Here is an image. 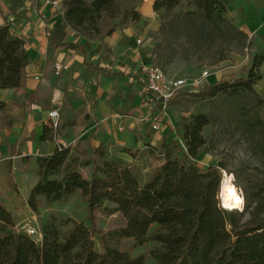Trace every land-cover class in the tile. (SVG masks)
I'll list each match as a JSON object with an SVG mask.
<instances>
[{
    "label": "trees",
    "instance_id": "obj_1",
    "mask_svg": "<svg viewBox=\"0 0 264 264\" xmlns=\"http://www.w3.org/2000/svg\"><path fill=\"white\" fill-rule=\"evenodd\" d=\"M186 1L189 9L179 12L175 9L183 0L154 1V10L162 18L159 33L170 46L172 37L181 35L195 47L202 43L213 49L227 41L250 45L248 34L226 16L222 0ZM63 6L64 20L57 26L60 35L51 38L55 46L80 51L86 56L84 63L92 70L100 71L109 65L111 68L105 72L111 74L116 64L125 69L123 60L113 56L103 41L117 24L111 23L104 33L101 26L123 13L120 0H63ZM67 27L75 30L82 40L63 41ZM90 36H100V43L94 46ZM25 43V38L9 23L0 25L1 88L23 85L29 60ZM95 55L100 56L97 63L88 60ZM154 55L158 56L157 49ZM249 57L245 70L224 74L198 91L182 94L211 105L223 99L225 109L237 114L245 131L264 150V117L256 110L264 98L255 89L263 77L264 48ZM224 59L225 56L219 55L213 64ZM117 74L130 75L145 84L143 75L135 71L122 70ZM250 95L258 103L248 108L246 98ZM9 105L0 100V109ZM212 122L211 115L205 112L182 116L176 124L180 139L169 137L173 135L171 129L163 136L164 162L144 182L136 165L110 157L104 143L92 146L88 156L82 158L72 146L58 142L51 155L37 159L39 180L30 192L28 204L38 213L42 197L47 202H65L80 191L91 227L71 216L62 219L51 214L41 226L42 239L38 241L16 228L12 212L0 202V264H147L150 258L155 260L154 264H264V218L255 216L247 205L245 212L250 210L252 217L242 222L243 213L222 207L220 193L225 164L203 168L198 162L207 144L205 128ZM43 130L44 140L56 141L59 130L48 124ZM123 151L136 156L131 148L125 147ZM89 165L92 176L87 179L80 168ZM96 210L121 212L126 225L100 230L95 224ZM153 224L159 227L150 232ZM96 234L101 235V251L94 241ZM125 238H130L131 243L127 250H121L119 246ZM151 242L158 245H150ZM144 246L145 251L134 253Z\"/></svg>",
    "mask_w": 264,
    "mask_h": 264
},
{
    "label": "crops",
    "instance_id": "obj_2",
    "mask_svg": "<svg viewBox=\"0 0 264 264\" xmlns=\"http://www.w3.org/2000/svg\"><path fill=\"white\" fill-rule=\"evenodd\" d=\"M60 1L63 6V0ZM154 1L120 0L125 14L121 13L113 21L117 24L124 17L126 21L117 25L103 41L126 67L116 64L111 74L105 72L111 68L109 65L100 71L89 69L84 63L86 56L80 51L57 47L51 41L60 35L57 26L64 20V6L55 8L46 0H12L0 12V25L9 23L24 37L29 54L23 85L0 87V100L10 104L0 109V202L12 212L17 225L20 211H30L34 217L28 197L39 180L37 159L51 155L58 142L72 146L75 152L82 146L90 152L92 146L104 143L110 157L116 152L117 158L133 164L134 157L123 148L136 152L148 145L160 146L163 136L175 128L168 116H159L156 111L155 122L160 128L153 130L150 126L151 130H147L150 119L146 117L149 99L146 83L143 85L127 74H117L132 70L142 75L136 69L154 63L151 34L161 24ZM222 1L227 8L226 16L248 34L250 51L242 62H236L227 71L204 78L203 87L206 81L210 84L224 74L245 70L249 56L264 48V0ZM62 37L63 41L82 40L71 27L64 30ZM138 38L144 39V43L138 44ZM99 58L95 55L88 60L97 63ZM57 65L62 69H56ZM261 72L263 77L255 89L264 98V64ZM52 108L60 111L57 141L43 139V128ZM80 172L85 178H91L92 165L81 167ZM41 201L46 200L42 197Z\"/></svg>",
    "mask_w": 264,
    "mask_h": 264
},
{
    "label": "rangeland",
    "instance_id": "obj_3",
    "mask_svg": "<svg viewBox=\"0 0 264 264\" xmlns=\"http://www.w3.org/2000/svg\"><path fill=\"white\" fill-rule=\"evenodd\" d=\"M10 1L12 0H7L6 3H0V12L3 13L4 8L8 7L7 4ZM187 9H189L187 1L183 0L182 4L175 9V12L185 11ZM123 13L125 14L124 11ZM113 20H107L106 23H101L103 33L108 30L111 23H114ZM125 21L126 17L121 18V21L117 25H122ZM160 21H162L161 16ZM90 37L93 43H98L100 40V36ZM186 40L187 38L182 35L179 38L172 37L171 42L173 45L170 46L167 41L163 40L158 29L156 33L151 34L150 48L153 54L157 49L158 56L154 58V63L159 65L167 75L171 77H184L190 83L196 79H200L204 71H208L209 75L227 71L236 62H242L250 51V45H242L238 41H227L223 46L209 49L202 43H199V47H195ZM159 43H161L160 47L157 46ZM219 55L225 56V59L217 64H213L215 58H218ZM209 75L208 77H210ZM144 81L146 83V80ZM205 84H207V81ZM144 87L146 86L144 85ZM202 88L203 86H200L198 90ZM186 91H190L189 86L181 89L170 103L167 116L175 128L171 129L173 130V135L171 134L169 137L177 140L180 139V130L176 124L182 116H188L198 112L210 114L213 122L204 131L207 144L203 147L198 157L200 166L207 168L210 165H216L218 163L225 164L226 170H224L223 174L226 179H223L226 180L229 186L230 195L227 204L223 203V205L231 211L243 213L241 218L242 222L252 217L250 210H254L255 216L264 218V150L260 147L257 139L245 131L244 126L240 124L237 114L232 109H225L223 99H218L213 105L206 104L198 101L194 97L182 94V92ZM246 101L248 108L255 107L257 106L256 103H258L253 95L247 97ZM256 110L261 117H264V103L260 104ZM153 119H155V116L150 118V120ZM152 123L151 121L148 123L147 130H151L150 126ZM79 148L77 152L82 158L88 156V148L84 146ZM135 151L136 156L134 157L135 161L133 164L139 168L141 182H144L148 179L151 172L164 161L162 148L161 145H148V147L136 149ZM115 154L116 152L112 154L113 158H117ZM106 204L113 205L109 202H106ZM247 205L250 206V210L245 212ZM34 213V217L32 218L30 211L18 212L21 219L18 225L16 224V228L26 233H28L27 228L30 226L41 230L42 224L48 220L51 214H56L62 219L71 216L78 221L84 222L88 227H91L90 222L87 220V204L80 191H76L65 202L41 201L38 213ZM126 222L127 220L121 212L110 214L101 210L95 211V224L100 230L108 231L113 228L123 227L126 225ZM158 227V224H153L150 232H153ZM30 236L37 240L36 236ZM100 238V234L94 236L96 247L101 251ZM130 243L131 239L125 238L121 241L119 247L121 250H127ZM150 245H158V243L151 242ZM145 249V246L140 247L134 253H141ZM154 263L155 260L150 258L147 264Z\"/></svg>",
    "mask_w": 264,
    "mask_h": 264
},
{
    "label": "built area",
    "instance_id": "obj_4",
    "mask_svg": "<svg viewBox=\"0 0 264 264\" xmlns=\"http://www.w3.org/2000/svg\"><path fill=\"white\" fill-rule=\"evenodd\" d=\"M5 0H0V3ZM47 3L51 4L55 8H63L60 0H46ZM138 44H143L144 39L138 38ZM56 69H62L61 65H57ZM136 71L141 72L146 80V88L148 91V103L147 107V118H152L158 111L159 116H167L168 110L170 108V103L173 98L180 92L181 89L189 86L194 87L198 90L201 86L202 80L209 75L208 71H204L200 79L194 80V82H189L184 77H171L165 73V71L157 64L152 63L148 65L139 66ZM153 122L151 127L153 130H158L160 128L159 124L155 122V119L150 120ZM47 124L51 126L55 131L60 128V111L58 108H52L49 110ZM58 134L56 136L57 141ZM225 208V207H224ZM227 209V208H225ZM29 235H34L37 240L42 239V232L36 227L27 228Z\"/></svg>",
    "mask_w": 264,
    "mask_h": 264
},
{
    "label": "bare ground",
    "instance_id": "obj_5",
    "mask_svg": "<svg viewBox=\"0 0 264 264\" xmlns=\"http://www.w3.org/2000/svg\"><path fill=\"white\" fill-rule=\"evenodd\" d=\"M225 179H224V182H223V185H222V189H221V200H222L223 203L227 204V201H228V198H229V195H230V189H229V186H228L227 182L225 181Z\"/></svg>",
    "mask_w": 264,
    "mask_h": 264
},
{
    "label": "water",
    "instance_id": "obj_6",
    "mask_svg": "<svg viewBox=\"0 0 264 264\" xmlns=\"http://www.w3.org/2000/svg\"><path fill=\"white\" fill-rule=\"evenodd\" d=\"M223 180H224V179H223ZM222 182H223V181H222ZM221 204H222V207H224L222 200H221Z\"/></svg>",
    "mask_w": 264,
    "mask_h": 264
}]
</instances>
